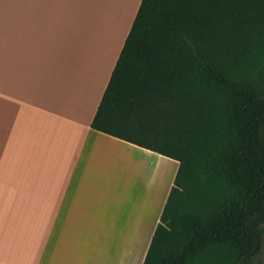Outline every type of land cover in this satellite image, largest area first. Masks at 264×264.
Segmentation results:
<instances>
[{
	"label": "crops",
	"instance_id": "0c3cea01",
	"mask_svg": "<svg viewBox=\"0 0 264 264\" xmlns=\"http://www.w3.org/2000/svg\"><path fill=\"white\" fill-rule=\"evenodd\" d=\"M140 3L0 0V264L143 263L178 162L91 127Z\"/></svg>",
	"mask_w": 264,
	"mask_h": 264
},
{
	"label": "trees",
	"instance_id": "16d2710c",
	"mask_svg": "<svg viewBox=\"0 0 264 264\" xmlns=\"http://www.w3.org/2000/svg\"><path fill=\"white\" fill-rule=\"evenodd\" d=\"M178 162L142 264L264 247V0H141L91 122Z\"/></svg>",
	"mask_w": 264,
	"mask_h": 264
},
{
	"label": "rangeland",
	"instance_id": "374dc122",
	"mask_svg": "<svg viewBox=\"0 0 264 264\" xmlns=\"http://www.w3.org/2000/svg\"><path fill=\"white\" fill-rule=\"evenodd\" d=\"M166 176L168 179L170 178V176H171V170L170 169H166ZM254 264H264V247L262 248L260 254L258 255V259H257L256 263H254Z\"/></svg>",
	"mask_w": 264,
	"mask_h": 264
}]
</instances>
